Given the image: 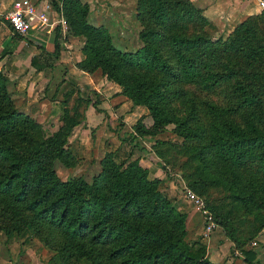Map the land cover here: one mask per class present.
<instances>
[{
	"label": "trees",
	"instance_id": "1",
	"mask_svg": "<svg viewBox=\"0 0 264 264\" xmlns=\"http://www.w3.org/2000/svg\"><path fill=\"white\" fill-rule=\"evenodd\" d=\"M51 1L57 10L61 4L71 34L85 37L81 70H100L118 84L134 105L147 109L154 130L174 124L198 179L232 190L245 213L264 211V9L223 39L212 36L213 23L191 0H136L142 45L127 51L112 44L104 25L88 22L86 3ZM6 82L0 70L2 103L10 102ZM64 121L47 138L45 148L55 156L78 122L67 114ZM30 122L0 107V128L22 127L23 140ZM44 150L20 151L0 133V216L19 218L41 238L57 241L62 261L218 264L207 258L205 243L184 242L187 213L176 210L159 190L161 181L148 179L137 161L121 169L107 154L91 183L63 180L47 166ZM214 220L234 241L229 220ZM241 254L244 263L254 264L252 249Z\"/></svg>",
	"mask_w": 264,
	"mask_h": 264
},
{
	"label": "rangeland",
	"instance_id": "2",
	"mask_svg": "<svg viewBox=\"0 0 264 264\" xmlns=\"http://www.w3.org/2000/svg\"><path fill=\"white\" fill-rule=\"evenodd\" d=\"M33 1L39 4L49 0ZM80 1L88 5V22L95 26L104 25L114 46L133 51L142 45L139 37L142 26L136 18V0ZM191 1L201 8L196 3L199 0ZM2 2L8 5L10 0ZM211 22L214 26L210 33L214 37L222 35L226 39L232 31L227 33ZM30 32L28 35L13 32L23 42L21 52L26 54L27 59L30 57L27 49L32 38ZM56 34L55 28L49 35L50 50L45 47L38 58L39 62H36L37 67H48L46 73L30 71L26 61L20 62L18 70L10 73L7 70L10 66H5L8 46L2 39L5 34L0 28V70L6 74L10 99V102H0V107L3 113L15 111V114L23 113L31 119L24 131L28 134L25 140L20 138L23 136L20 135L23 131L20 126L0 128L6 141L23 152L45 149L43 155L46 156L47 166L63 180L82 178L91 183L100 173L102 160L107 154L121 169L137 161L148 171V179L161 181L159 190L176 210L187 213L186 234L183 237L186 244L196 241L205 243L207 258L218 264H246L242 260L241 249H252L256 253L253 263L264 264V211L245 213L235 201L232 190L212 186L206 180L198 179L197 174L193 175L195 160L184 151L182 138L174 132L175 125H167L161 131L154 130L147 109L144 106L137 108L121 93L120 86L115 82L109 81L113 86L103 85V93L92 89L81 90L75 86L68 79L72 73L64 59H67L70 50L83 48L85 37L72 35L70 30L65 36ZM34 40L42 43L37 38ZM55 40L59 45L58 52L55 50ZM83 58L82 54V58L73 64L78 67L77 63ZM30 91L32 94L27 96ZM106 96L109 101L103 104ZM110 98L114 100L110 101ZM94 104L99 109L101 104L110 113L97 111ZM89 106H93L96 114L87 112ZM66 114L78 122L70 129L64 151L55 156L52 149L45 148L47 138L65 127ZM188 190L194 192L206 208L209 206L216 213L215 219L217 216L229 220L231 225L227 226V232L234 241L226 236V231L217 224V220H214L216 228L210 237L203 236L206 219L198 205L188 197ZM18 219L0 216V264H90L85 258L62 261L56 249L59 246L57 241L41 238L30 225Z\"/></svg>",
	"mask_w": 264,
	"mask_h": 264
},
{
	"label": "crops",
	"instance_id": "3",
	"mask_svg": "<svg viewBox=\"0 0 264 264\" xmlns=\"http://www.w3.org/2000/svg\"><path fill=\"white\" fill-rule=\"evenodd\" d=\"M11 1L12 0H10V3ZM10 3L8 5H5L6 3L4 4L2 2V4L0 5V12H2L5 7H8ZM196 3L203 9V13L205 16L213 21L220 30H226L227 33L233 30L235 26L238 25L246 16L257 14L262 10V8L256 3L255 0H199ZM0 28L5 34L2 39L5 40V44L8 46V56L5 57V66L7 68L8 66L11 67L7 69L10 73H12V71L18 70L17 68L21 66L20 62L25 63V61L30 68V71H38V74H43L48 71L47 66H39L38 68L36 62H39L38 58L44 53L45 47H47V50H50L51 48L50 44L48 43L50 33H46L45 31L30 32L32 38L30 39L31 43L29 45V48H27L28 52H30V57L27 59L26 54H22L21 52V49L24 46L23 42L19 40L15 33L11 31L7 23L0 21ZM34 38L41 40L42 43L35 41ZM67 53V59H64V62L69 66V70L72 73L69 74L68 79L72 83H74L75 86H77L81 90L92 89L101 93H103V85L109 86L112 84L113 86V83L109 82L105 78V76L103 77L99 70L88 73L73 64L74 62L82 58L81 50H70ZM17 88L18 90H24V88ZM115 90L118 89L115 88ZM31 94L32 91H30L27 96H30ZM108 98L109 97L106 96L102 103L105 104L107 101H109ZM112 100L114 99L110 98V101ZM101 104L99 105V107L103 110V112H105L104 110L106 109H104ZM136 107L139 108L140 106L137 105ZM87 112L94 114L95 111L93 106H89ZM106 112L110 113L109 110H106Z\"/></svg>",
	"mask_w": 264,
	"mask_h": 264
},
{
	"label": "built area",
	"instance_id": "4",
	"mask_svg": "<svg viewBox=\"0 0 264 264\" xmlns=\"http://www.w3.org/2000/svg\"><path fill=\"white\" fill-rule=\"evenodd\" d=\"M264 9V0H255ZM2 0H0V5ZM0 21L6 22L11 30L19 35H28L30 31H45L51 33L56 27L60 34L68 31V22L59 5V10L53 6L51 0L37 4L33 0H12L8 7L0 12ZM188 197L198 205L205 217L203 236L210 237L216 228L212 213L205 207L203 201L188 190Z\"/></svg>",
	"mask_w": 264,
	"mask_h": 264
}]
</instances>
